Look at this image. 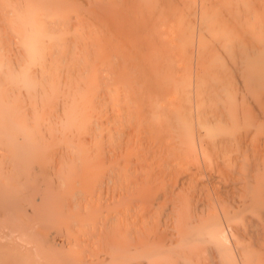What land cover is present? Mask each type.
Listing matches in <instances>:
<instances>
[{"label": "bare ground", "instance_id": "6f19581e", "mask_svg": "<svg viewBox=\"0 0 264 264\" xmlns=\"http://www.w3.org/2000/svg\"><path fill=\"white\" fill-rule=\"evenodd\" d=\"M0 264H264V0H0Z\"/></svg>", "mask_w": 264, "mask_h": 264}, {"label": "rangeland", "instance_id": "374dc122", "mask_svg": "<svg viewBox=\"0 0 264 264\" xmlns=\"http://www.w3.org/2000/svg\"><path fill=\"white\" fill-rule=\"evenodd\" d=\"M210 51V53H213L212 56L218 52V49H207V52ZM209 56V53L207 54ZM208 56L206 57L208 59ZM210 57V56H209ZM207 67V66H205ZM228 78V77H227ZM247 111V110H246Z\"/></svg>", "mask_w": 264, "mask_h": 264}]
</instances>
